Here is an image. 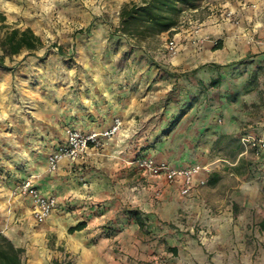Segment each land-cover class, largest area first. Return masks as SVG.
I'll use <instances>...</instances> for the list:
<instances>
[{
	"label": "crops",
	"instance_id": "obj_1",
	"mask_svg": "<svg viewBox=\"0 0 264 264\" xmlns=\"http://www.w3.org/2000/svg\"><path fill=\"white\" fill-rule=\"evenodd\" d=\"M3 5L0 0L1 22ZM233 9L236 22L224 10L207 15L197 32H175L184 42L181 51L190 49L176 56L175 70L193 71L206 86L198 114L208 125L218 107L216 137L264 132V0L254 6L238 1ZM217 77L220 83L210 86ZM126 116L124 129L104 146L89 147L74 162L63 159L54 172L47 159L32 167L28 176L59 202L45 224L36 223L29 198L0 185V233L25 249V264H59L63 258L75 264H264V153L239 146L237 160L219 158L216 169L197 176L207 180L205 191L198 186L185 198L178 182L139 168L142 156L121 152L122 135L130 134ZM183 212L191 217L187 233L178 220ZM82 221V229L69 232Z\"/></svg>",
	"mask_w": 264,
	"mask_h": 264
},
{
	"label": "rangeland",
	"instance_id": "obj_2",
	"mask_svg": "<svg viewBox=\"0 0 264 264\" xmlns=\"http://www.w3.org/2000/svg\"><path fill=\"white\" fill-rule=\"evenodd\" d=\"M121 1L3 0L0 42L12 27L30 25L46 44L34 54L7 56L9 69L0 67V185L13 192L31 176L34 165L66 142L67 127L104 131L115 117L124 123L123 112L128 113L130 134L124 131L121 152L131 158L202 164L209 172L222 163L219 158L238 159L240 136H214L213 128L222 122L218 107L207 125L204 114H198L204 86L175 70L176 56L190 49L181 51L184 42L178 41L179 51L173 55L168 43L179 29L195 32L212 12L231 11L236 22L234 5L242 1L254 6L255 0H202L199 9L183 14L174 32L142 42L117 32ZM192 109V117L173 123L178 113L187 115ZM207 184L199 189L205 191ZM190 219L186 212L178 219L182 232H189ZM71 260L63 258L59 264H75Z\"/></svg>",
	"mask_w": 264,
	"mask_h": 264
},
{
	"label": "trees",
	"instance_id": "obj_3",
	"mask_svg": "<svg viewBox=\"0 0 264 264\" xmlns=\"http://www.w3.org/2000/svg\"><path fill=\"white\" fill-rule=\"evenodd\" d=\"M202 0H142V2L129 1L122 4L119 11V25L117 32L126 39H134L138 42L147 41L163 33L174 32L181 24L183 14L188 10H197L201 7ZM4 16L0 15V20ZM0 55V67L9 69L5 65V58L11 55L27 52L34 54L37 50L45 46V42L40 35L36 34L31 27H13L9 29L2 38ZM220 41L215 48H220ZM60 50V47H59ZM193 71H186L185 77L193 79L201 84V79H195ZM220 77L213 79L210 86L216 87L220 83ZM203 85V84H202ZM204 89H206V86ZM195 102L192 101L191 108ZM196 105V104H195ZM201 104L199 105V107ZM205 106V101H204ZM201 106L200 110L205 107ZM198 107V106H197ZM185 113L180 112L173 123L180 122ZM240 135V140L241 136ZM221 135L218 137V139ZM85 226V222H79L69 228V232L80 230ZM24 248L16 247L5 235L0 233V264H25Z\"/></svg>",
	"mask_w": 264,
	"mask_h": 264
},
{
	"label": "built area",
	"instance_id": "obj_4",
	"mask_svg": "<svg viewBox=\"0 0 264 264\" xmlns=\"http://www.w3.org/2000/svg\"><path fill=\"white\" fill-rule=\"evenodd\" d=\"M226 17L232 18L233 12H227ZM199 27L196 29L198 31ZM171 54L175 55L179 51L178 41L173 38L168 43ZM122 127V119L115 117L112 125L104 131H83L74 127L66 128V142L56 151L52 152L48 158V169L54 172L58 169L59 163L63 159L76 161L89 147L100 148L111 139ZM243 147L257 150L264 153V132L256 135L245 133L241 136ZM139 168L147 171L153 177L164 176L169 182H178L180 192L183 195H192L195 189L207 182L205 178L197 181L200 172H209L206 165L192 164L186 166H173L168 161L156 160L153 157H142L136 160ZM13 195H20L29 198L32 202V212L37 222H45L58 207L56 195H45L35 185L32 177L23 179L13 190Z\"/></svg>",
	"mask_w": 264,
	"mask_h": 264
}]
</instances>
